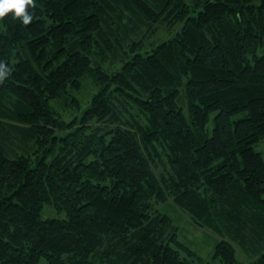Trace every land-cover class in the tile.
Masks as SVG:
<instances>
[{"label":"trees","instance_id":"1","mask_svg":"<svg viewBox=\"0 0 264 264\" xmlns=\"http://www.w3.org/2000/svg\"><path fill=\"white\" fill-rule=\"evenodd\" d=\"M0 61V264H264V0H35Z\"/></svg>","mask_w":264,"mask_h":264},{"label":"rangeland","instance_id":"2","mask_svg":"<svg viewBox=\"0 0 264 264\" xmlns=\"http://www.w3.org/2000/svg\"><path fill=\"white\" fill-rule=\"evenodd\" d=\"M241 114L234 115V119L240 117ZM214 121L211 118L208 129L211 130ZM256 149L262 151L264 155V140L256 145ZM162 211L170 214L174 221L179 225V235L180 239L188 244L198 256L202 258H210L216 243L220 240V237L213 233L212 231L203 228L193 222L189 215L178 207L173 202H167L160 205L159 207ZM52 208L46 205L44 208V216L52 215ZM238 256L243 259L242 253L238 251ZM195 258V257H194Z\"/></svg>","mask_w":264,"mask_h":264},{"label":"clouds","instance_id":"3","mask_svg":"<svg viewBox=\"0 0 264 264\" xmlns=\"http://www.w3.org/2000/svg\"><path fill=\"white\" fill-rule=\"evenodd\" d=\"M34 12L35 0H0V20L11 15L23 26H28L33 22ZM10 72L11 69L3 61H0V83L5 81Z\"/></svg>","mask_w":264,"mask_h":264}]
</instances>
